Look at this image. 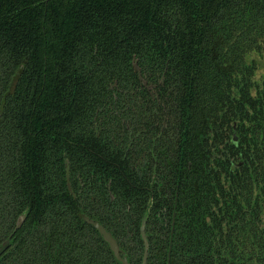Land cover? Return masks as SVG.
Returning a JSON list of instances; mask_svg holds the SVG:
<instances>
[{"label": "trees", "instance_id": "obj_1", "mask_svg": "<svg viewBox=\"0 0 264 264\" xmlns=\"http://www.w3.org/2000/svg\"><path fill=\"white\" fill-rule=\"evenodd\" d=\"M154 159L147 264H264V0H0V264H140Z\"/></svg>", "mask_w": 264, "mask_h": 264}, {"label": "flooded vegetation", "instance_id": "obj_2", "mask_svg": "<svg viewBox=\"0 0 264 264\" xmlns=\"http://www.w3.org/2000/svg\"><path fill=\"white\" fill-rule=\"evenodd\" d=\"M152 155V153H151ZM145 156V155H144ZM147 157V156H146ZM157 160L154 159L153 165H148L147 170L151 169L150 176L148 179L149 186L144 187L148 190L147 202L144 209L148 212V219L146 221L145 232L147 235L148 242L157 236L156 229L170 226V237L173 234V228L176 221L177 215V191L175 195H172V190L169 182L165 179L163 173L156 171ZM145 171L143 168L138 169L137 174H141ZM111 199L113 196L111 195ZM140 225V224H139ZM140 230V226H139ZM140 235V231H139ZM141 239V236H140ZM171 239V238H170ZM142 241V239H141ZM150 252V242H149ZM149 257V256H148ZM170 251H168L167 264H169Z\"/></svg>", "mask_w": 264, "mask_h": 264}, {"label": "water", "instance_id": "obj_3", "mask_svg": "<svg viewBox=\"0 0 264 264\" xmlns=\"http://www.w3.org/2000/svg\"><path fill=\"white\" fill-rule=\"evenodd\" d=\"M26 216V211L22 212V214L17 218L16 228H19L23 223ZM82 220H84L87 224L92 225L99 233V235L103 238V240L108 244L109 249L112 251L115 259L121 264H131L128 261L126 252L120 248L116 238L112 235L110 231H108L97 219L91 218L88 215L82 213ZM146 226V216H144L141 220L140 224V236L143 242V253L140 264H147L148 256H149V242L147 239V235L145 232ZM8 247V240L4 241L0 246V256L5 252ZM169 260V259H168Z\"/></svg>", "mask_w": 264, "mask_h": 264}]
</instances>
